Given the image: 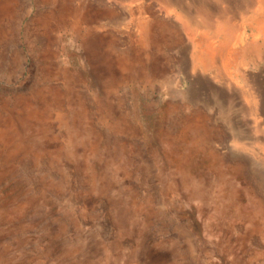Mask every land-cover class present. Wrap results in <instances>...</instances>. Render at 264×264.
<instances>
[{"label":"rangeland","instance_id":"rangeland-1","mask_svg":"<svg viewBox=\"0 0 264 264\" xmlns=\"http://www.w3.org/2000/svg\"><path fill=\"white\" fill-rule=\"evenodd\" d=\"M18 1L0 0V264H264L252 13ZM228 18L249 37L219 52Z\"/></svg>","mask_w":264,"mask_h":264},{"label":"bare ground","instance_id":"bare-ground-1","mask_svg":"<svg viewBox=\"0 0 264 264\" xmlns=\"http://www.w3.org/2000/svg\"><path fill=\"white\" fill-rule=\"evenodd\" d=\"M18 1V0H17ZM40 1V0H39ZM42 1V0H41ZM222 1H228V0H222ZM19 2V1H18ZM174 2H176V3H179V1H174ZM19 4V3H18ZM25 5V4H24ZM192 6H198V9H199V11L198 12H200V13H207V14H205V15H209V17H211L212 16V14H213V12H212V8H210L209 6H208V2L206 1V0H198V2H197V4H195V3H189V4H186V5H183V7L184 8H186V9H188L189 11H191V9H192ZM169 9V8H168ZM197 9V10H198ZM196 10V11H197ZM124 11V10H123ZM235 11H237V12H235ZM115 12V11H114ZM233 12H235V13H238V14H242L243 15V13H248V12H250V13H252V15L249 17V16H245L244 18H245V20H253V22H252V31H253V33L252 34H250L249 36H251L252 37V35L254 36V37H256V39H259L260 37H262L263 35H264V1H262V0H230V7H228V8H223V9H221V8H219V12H218V15L220 14V15H222L221 17L223 18V17H225V16H227L229 13H233ZM38 13V12H37ZM135 13V12H134ZM217 15V16H218ZM236 15V14H235ZM213 16H214V14H213ZM231 17V16H230ZM220 18V17H219ZM232 20V19H231ZM231 20H230V18H228V19H226V21L224 20V19H220V20H217L218 22H219V26L217 27V34H221V35H224V38H225V42H222L221 44H220V46H221V48L218 50L219 52H221L222 50H224V51H228V48H230V45H232V42H234L236 45H239L240 43H242V42H245L247 39H248V37L249 36H247V34H245V32L243 33V34H235L234 32H233V24H232V22H231ZM216 23V22H215ZM237 24V23H236ZM246 25H245V27H246V29H247V22L245 23ZM250 24V23H249ZM202 25V24H201ZM210 30V29H209ZM256 30L257 31H259V33L256 35ZM204 32V31H203ZM236 32V31H235ZM193 33H195V32H193ZM206 33V32H205ZM208 33V32H207ZM215 34V33H214ZM209 36H211V34L209 35ZM190 37V36H189ZM192 37V36H191ZM221 38V37H220ZM195 39H197V38H195ZM227 40V41H226ZM193 43V42H192ZM202 43V42H201ZM255 43V42H254ZM253 43V44H254ZM210 44V43H209ZM214 44V43H213ZM262 45V44H261ZM193 46V45H192ZM249 46V45H248ZM247 46V47H248ZM251 46H252V44H251ZM259 47V46H258ZM194 48V47H193ZM197 48V47H196ZM253 48V47H252ZM198 49V48H197ZM257 49V48H256ZM209 50H210V52L212 53V55L214 56L218 51L214 48V47H211V45H209ZM247 50V49H246ZM253 50H254V48H253ZM249 51V50H248ZM247 51V52H248ZM259 51V50H258ZM255 52V51H254ZM261 52V51H260ZM251 54V53H250ZM256 54V53H255ZM254 54V55H255ZM261 55V54H260ZM184 56V55H183ZM200 56V55H199ZM229 56V55H228ZM233 56V55H232ZM262 57H263V54L261 55ZM217 57V56H216ZM221 57V56H220ZM219 57V58H220ZM234 57V56H233ZM246 57H247V54H246ZM259 57V56H258ZM261 59V58H260ZM263 59V58H262ZM189 60H191V59H189ZM210 60V59H209ZM243 60V59H242ZM184 61V60H183ZM198 61V60H197ZM212 61V60H211ZM224 61V60H223ZM258 61V60H257ZM194 62H196V61H194ZM250 62V61H249ZM254 62H255V60H254ZM204 62H202V64H203ZM186 64V63H185ZM193 64V63H192ZM191 64V66L190 67H192L193 65ZM233 64V63H232ZM236 65V64H235ZM256 65H258V64H256ZM189 66V65H188ZM198 66V65H197ZM209 66H210V64H209ZM185 68H187L186 66H184ZM238 67H241V66H238ZM211 68V67H210ZM221 68H222V66H221ZM257 68V67H256ZM189 69V68H188ZM197 69H199V68H197ZM229 69V68H228ZM236 69V68H235ZM242 69V68H241ZM252 69V68H251ZM190 70H191V68H190ZM200 70V69H199ZM198 70V71H199ZM197 71V72H198ZM201 71V70H200ZM221 71V70H220ZM225 71V70H224ZM243 71V70H242ZM247 71V70H246ZM191 72V71H190ZM189 72V70H188V73H190ZM222 72V71H221ZM203 73V72H202ZM237 74V73H236ZM253 74V73H252ZM207 75H209V74H207ZM254 75V74H253ZM252 75V76H253ZM257 75V74H256ZM256 75H254V76H256ZM194 76V75H193ZM229 76V75H228ZM251 76V77H252ZM258 76H259V74H258ZM211 77V76H210ZM214 77H215V75H214ZM221 77V76H220ZM220 77H219V79H220ZM244 77V76H243ZM207 78V77H206ZM216 78V77H215ZM260 78V77H259ZM259 78H257V79H259ZM204 78H202V80H203ZM208 79V78H207ZM225 79H227V78H225ZM254 79V78H253ZM264 79V78H263ZM195 80V79H194ZM201 80V81H202ZM255 80V79H254ZM257 81V80H256ZM255 81V82H256ZM196 82V81H195ZM231 82H233V81H231ZM247 82H249V80L247 81ZM253 82V81H252ZM259 82V81H258ZM264 82V81H263ZM254 83V82H253ZM212 84V83H211ZM224 84H225V82H224ZM234 84H236V83H234ZM239 84V83H238ZM206 85V84H205ZM209 85V84H208ZM207 85V86H208ZM245 85V84H244ZM243 85V86H244ZM210 86V85H209ZM208 86V87H209ZM228 86V85H227ZM238 86V85H237ZM239 88H241V94L240 95H243L245 98H243L244 100H246L247 99V101L249 100V97H251V96H253V97H255V92H257V93H259V94H263L264 93V89H263V86L260 84V87H258V90L257 91H252V89H248V88H246V87H241L242 85H240L239 84ZM257 86V84L254 86V88ZM206 86H204V88H205ZM228 87H230V86H228ZM249 87L251 88V85L249 84ZM198 88V87H197ZM210 88V87H209ZM212 88V87H211ZM191 90H192V88H190ZM194 89V88H193ZM202 89V88H201ZM217 89V88H216ZM196 90V89H195ZM203 90V89H202ZM222 90V89H221ZM231 90V89H230ZM229 89L227 90V91H230ZM196 91H198V90H196ZM217 91V90H216ZM232 91V90H231ZM234 91H236V90H234ZM213 93H215V92H213ZM196 94V93H195ZM210 94H211V92H210ZM217 94V93H216ZM215 94V95H216ZM224 94V93H223ZM232 94V93H231ZM214 95V94H213ZM212 95V96H213ZM194 96V95H193ZM197 96H198V94H197ZM229 96H230V94H229ZM239 96V95H238ZM260 96H262V95H260ZM219 97V96H218ZM259 97V96H258ZM227 98V97H226ZM225 98V99H226ZM229 98V97H228ZM231 98V97H230ZM240 98V97H239ZM238 98V99H239ZM260 98H262V100H261V104H260V106L258 107V101H256V100H254V104H252L251 106H250V108H249V103L251 102L250 100L248 101L249 103L247 104L248 106H246V107H248L247 109H249V111H251V113L252 114H254V115H256V114H258V111L261 109V110H263L264 111V94H263V97H260ZM219 99V98H218ZM222 99V98H221ZM224 99V100H225ZM228 101H229V99H227ZM240 100V99H239ZM242 100V99H241ZM241 100H240V102H241ZM223 101V100H222ZM230 101H231V99H230ZM226 102V101H225ZM233 102V101H232ZM231 102V103H232ZM239 102V101H238ZM246 102V101H245ZM244 102L242 101L240 104L242 105ZM247 103V102H246ZM245 104V103H244ZM224 105V104H223ZM228 105V104H227ZM240 105V106H241ZM238 106H239V104H238ZM238 106H234V107H238ZM242 106H244V105H242ZM226 107V106H225ZM233 107V108H234ZM222 108H224V106L222 107ZM225 109H227V108H225ZM229 110H231V109H229ZM242 110V109H241ZM246 111V110H245ZM262 111V112H263ZM241 112V111H240ZM248 112V111H247ZM247 112H246V114H247ZM231 113V112H230ZM244 113V112H243ZM221 114H223V113H221ZM237 114V113H236ZM242 114V113H241ZM240 115V114H239ZM247 115H249V114H247ZM262 115V114H261ZM253 116V115H252ZM263 116V115H262ZM225 117V116H224ZM224 117H222V118H224ZM228 117V116H227ZM230 117V116H229ZM228 117V118H229ZM233 117V116H232ZM237 117V116H236ZM227 118H225V120H226ZM251 119V118H250ZM231 120V119H230ZM235 120V119H234ZM251 120H253V119H251ZM222 121V120H221ZM237 122H238V120H236ZM235 121V122H236ZM228 122V121H227ZM230 122H232V121H230ZM260 122V121H259ZM262 123H263V121H261ZM233 123H234V121H233ZM228 124H230L229 122H228ZM232 124V123H231ZM242 124V123H241ZM210 125V124H209ZM243 125H245V124H243ZM250 125V124H249ZM248 125V126H249ZM208 126V125H207ZM230 126V125H229ZM235 126H238V124L236 123V125H234V127ZM248 126H247V128H248ZM212 127V126H211ZM231 127H233V125L231 126ZM250 127V126H249ZM254 127H256V126H254ZM215 128V127H214ZM226 128V127H225ZM235 128H237V127H235ZM239 128H240V126H239ZM241 128H242V126H241ZM233 129V128H232ZM244 129V128H243ZM247 130V129H246ZM236 131V130H235ZM245 131V130H244ZM254 131V130H253ZM253 131H250V132H253ZM207 132V131H206ZM234 132V131H233ZM237 132H239L238 130H237ZM258 132V131H257ZM232 133V132H231ZM235 133V132H234ZM241 134L242 133H240L239 135H240V137H241ZM257 134H259V132L257 133ZM261 134H262V132H261ZM260 134V135H261ZM222 136V135H221ZM228 136V135H227ZM235 136H236V134L234 135L233 134V137L235 138ZM263 136V135H262ZM254 137V136H253ZM228 138H230V137H228ZM258 138H260V137H258ZM249 139V138H248ZM254 139V138H253ZM224 140V139H223ZM237 140H239V139H237ZM261 140H263V139H261ZM251 143V142H250ZM263 143V142H262ZM264 147V146H263ZM224 158V157H223ZM236 160V159H235ZM234 160V161H235ZM242 160V159H241ZM237 162V161H236ZM235 164V163H234ZM239 164V163H238ZM241 165V164H240ZM244 165V164H243ZM246 165V164H245ZM242 168H244L243 166H242ZM243 172V171H242ZM247 173V172H246ZM245 173V174H246ZM251 176V175H250ZM251 180V179H250ZM251 182V181H250Z\"/></svg>","mask_w":264,"mask_h":264}]
</instances>
